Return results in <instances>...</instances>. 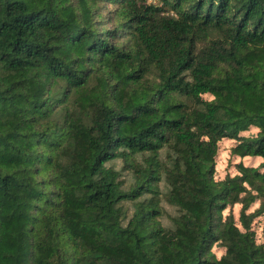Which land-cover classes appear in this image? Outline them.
<instances>
[{"label": "trees", "instance_id": "obj_1", "mask_svg": "<svg viewBox=\"0 0 264 264\" xmlns=\"http://www.w3.org/2000/svg\"><path fill=\"white\" fill-rule=\"evenodd\" d=\"M260 216L264 0H0V264H264Z\"/></svg>", "mask_w": 264, "mask_h": 264}, {"label": "rangeland", "instance_id": "obj_2", "mask_svg": "<svg viewBox=\"0 0 264 264\" xmlns=\"http://www.w3.org/2000/svg\"><path fill=\"white\" fill-rule=\"evenodd\" d=\"M219 152L216 158L217 165H216V176L218 178H224L227 174L234 175L238 173L237 164L242 160L246 165H254L256 166L260 162V158L257 157H245L241 158L232 153V148L236 145V141L232 139H223L220 142ZM115 165L118 169H121L123 173L128 177L130 180V175L128 172L123 170V164L121 160H117ZM259 201L254 203L250 211L254 210L258 207ZM241 205L238 203L235 207L232 208L233 213L236 217L239 216ZM231 208H228L224 211V214L227 215L230 212ZM252 228L256 233V238L259 243H264V218L263 216L257 217L253 224ZM216 251L218 254H222L224 251L220 247H216Z\"/></svg>", "mask_w": 264, "mask_h": 264}]
</instances>
